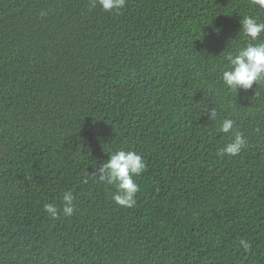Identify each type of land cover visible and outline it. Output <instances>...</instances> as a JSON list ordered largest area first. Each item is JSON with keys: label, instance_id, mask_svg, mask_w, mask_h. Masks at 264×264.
<instances>
[{"label": "trees", "instance_id": "16d2710c", "mask_svg": "<svg viewBox=\"0 0 264 264\" xmlns=\"http://www.w3.org/2000/svg\"><path fill=\"white\" fill-rule=\"evenodd\" d=\"M243 15L264 21L249 0H0V264H264V94L218 81ZM117 149L147 164L131 208L94 178Z\"/></svg>", "mask_w": 264, "mask_h": 264}, {"label": "clouds", "instance_id": "9594fccd", "mask_svg": "<svg viewBox=\"0 0 264 264\" xmlns=\"http://www.w3.org/2000/svg\"><path fill=\"white\" fill-rule=\"evenodd\" d=\"M96 5L105 12L119 13L126 6V0H93V7ZM249 5L264 10V0H249ZM239 25L238 34L242 43L229 44L228 41L218 54L220 64L218 81L229 93L237 95L238 92L252 90L253 95L259 97L264 94V38H262L264 21L258 20L253 15H243L240 16ZM214 31L218 32L219 29ZM207 117L210 121H218L217 131L229 136L228 142L217 150V156L223 158L238 155L247 145L248 140L236 121L232 118L219 119L215 107L208 109ZM107 154V160L96 169L94 178L115 187L116 191L112 193V199L117 205L134 207L136 193L139 191L134 177L143 173L147 164L143 157L133 150L117 149ZM61 199L62 208L58 209L54 203L44 205V210L52 218H58L61 212L65 216H71L75 210L71 191L64 192ZM239 245L246 252L251 247L245 239H241Z\"/></svg>", "mask_w": 264, "mask_h": 264}]
</instances>
